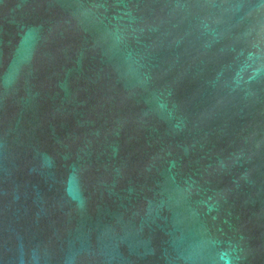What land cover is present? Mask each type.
Masks as SVG:
<instances>
[{"label":"water","instance_id":"water-1","mask_svg":"<svg viewBox=\"0 0 264 264\" xmlns=\"http://www.w3.org/2000/svg\"><path fill=\"white\" fill-rule=\"evenodd\" d=\"M0 264H264V0H0Z\"/></svg>","mask_w":264,"mask_h":264}]
</instances>
